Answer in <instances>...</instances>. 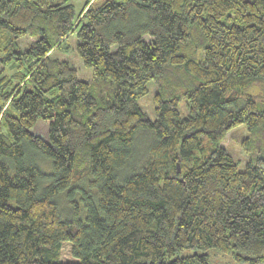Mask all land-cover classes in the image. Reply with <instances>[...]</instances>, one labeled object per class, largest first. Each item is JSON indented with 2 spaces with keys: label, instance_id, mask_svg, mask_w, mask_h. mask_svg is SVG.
Returning a JSON list of instances; mask_svg holds the SVG:
<instances>
[{
  "label": "trees",
  "instance_id": "obj_1",
  "mask_svg": "<svg viewBox=\"0 0 264 264\" xmlns=\"http://www.w3.org/2000/svg\"><path fill=\"white\" fill-rule=\"evenodd\" d=\"M239 126L244 162L223 145ZM211 248L264 264V0H0V264Z\"/></svg>",
  "mask_w": 264,
  "mask_h": 264
},
{
  "label": "rangeland",
  "instance_id": "obj_2",
  "mask_svg": "<svg viewBox=\"0 0 264 264\" xmlns=\"http://www.w3.org/2000/svg\"><path fill=\"white\" fill-rule=\"evenodd\" d=\"M84 0H71L76 10L81 7V4ZM73 36H70V41L63 46V53L64 58L71 61L74 67L77 69V76L84 80L91 79V68L85 65L80 57L78 56L77 52L73 45H71V40L73 41ZM66 43V42H65ZM67 46V47H66ZM62 58V59H64ZM149 92L142 98H140L139 102L143 106L144 110L152 116V96L154 92V88L151 82L148 83ZM179 110L181 114H185V101L182 99L179 102ZM244 126H239L234 129L228 131L223 145L229 150V152L234 156V158L239 159L241 162L246 160V154L241 148V141L245 136V130L242 128ZM35 130L45 134L46 132V125L43 122H39ZM137 137V149L141 150L143 145L145 146L152 138L149 133H143ZM60 252L58 253L57 259L60 261H70L75 260V258L71 255V244L67 241L61 242ZM207 264H246L244 262L236 263L231 256L225 255L220 252L216 248H211L209 251V261Z\"/></svg>",
  "mask_w": 264,
  "mask_h": 264
}]
</instances>
